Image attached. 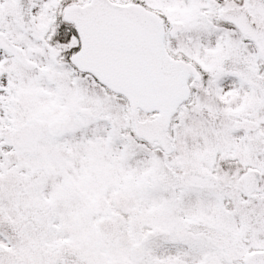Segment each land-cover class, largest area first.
Listing matches in <instances>:
<instances>
[{
  "label": "snow or ice",
  "instance_id": "obj_1",
  "mask_svg": "<svg viewBox=\"0 0 264 264\" xmlns=\"http://www.w3.org/2000/svg\"><path fill=\"white\" fill-rule=\"evenodd\" d=\"M0 264H264V0H0Z\"/></svg>",
  "mask_w": 264,
  "mask_h": 264
}]
</instances>
